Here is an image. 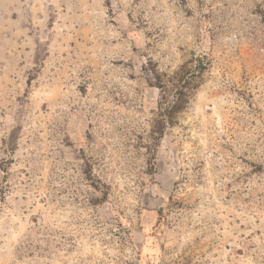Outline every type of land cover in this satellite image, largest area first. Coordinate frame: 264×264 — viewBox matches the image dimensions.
<instances>
[{
	"label": "rangeland",
	"instance_id": "374dc122",
	"mask_svg": "<svg viewBox=\"0 0 264 264\" xmlns=\"http://www.w3.org/2000/svg\"><path fill=\"white\" fill-rule=\"evenodd\" d=\"M0 264H264V0H0Z\"/></svg>",
	"mask_w": 264,
	"mask_h": 264
},
{
	"label": "trees",
	"instance_id": "16d2710c",
	"mask_svg": "<svg viewBox=\"0 0 264 264\" xmlns=\"http://www.w3.org/2000/svg\"><path fill=\"white\" fill-rule=\"evenodd\" d=\"M172 108H174V107H172ZM172 108H171V109H172Z\"/></svg>",
	"mask_w": 264,
	"mask_h": 264
}]
</instances>
